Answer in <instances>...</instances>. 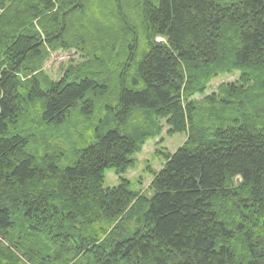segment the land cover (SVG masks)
<instances>
[{
  "label": "trees",
  "instance_id": "obj_1",
  "mask_svg": "<svg viewBox=\"0 0 264 264\" xmlns=\"http://www.w3.org/2000/svg\"><path fill=\"white\" fill-rule=\"evenodd\" d=\"M0 264H264V0H0Z\"/></svg>",
  "mask_w": 264,
  "mask_h": 264
},
{
  "label": "rangeland",
  "instance_id": "obj_2",
  "mask_svg": "<svg viewBox=\"0 0 264 264\" xmlns=\"http://www.w3.org/2000/svg\"><path fill=\"white\" fill-rule=\"evenodd\" d=\"M101 8H103V6H101ZM85 59L83 54L80 55L79 51L75 54L73 51L67 53L59 50L50 55L49 59L44 63L42 70L49 79L53 82H58L68 67L79 65L83 63ZM235 79L236 78L232 76L214 81L208 93L214 92L219 84L231 83L235 81ZM196 100L201 101L200 98H196ZM159 139H161V144L158 145ZM159 139L146 143L142 150V154L136 158L138 166L135 170L129 171L125 176L126 179L131 182V190L139 193L142 192L145 196L149 194L147 187L151 181L150 173L147 171H158L163 162L161 153L172 154L183 142L182 137H166L164 134H162ZM117 182V178L112 172H107L105 174L104 183L106 187L115 186Z\"/></svg>",
  "mask_w": 264,
  "mask_h": 264
},
{
  "label": "bare ground",
  "instance_id": "obj_3",
  "mask_svg": "<svg viewBox=\"0 0 264 264\" xmlns=\"http://www.w3.org/2000/svg\"><path fill=\"white\" fill-rule=\"evenodd\" d=\"M127 74V73H126Z\"/></svg>",
  "mask_w": 264,
  "mask_h": 264
}]
</instances>
